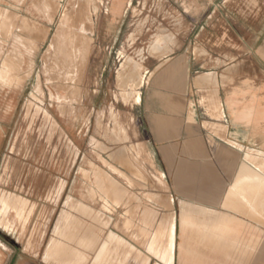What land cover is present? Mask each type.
Masks as SVG:
<instances>
[{
  "label": "rangeland",
  "instance_id": "rangeland-1",
  "mask_svg": "<svg viewBox=\"0 0 264 264\" xmlns=\"http://www.w3.org/2000/svg\"><path fill=\"white\" fill-rule=\"evenodd\" d=\"M82 1L0 0V72L11 76L0 82V254H46L56 239L55 264H166L173 228L164 224L148 254H89L113 230L115 164L152 166L136 105L143 65L204 43L217 56L231 50L260 80L264 0ZM62 27L68 36L56 34Z\"/></svg>",
  "mask_w": 264,
  "mask_h": 264
},
{
  "label": "crops",
  "instance_id": "crops-1",
  "mask_svg": "<svg viewBox=\"0 0 264 264\" xmlns=\"http://www.w3.org/2000/svg\"><path fill=\"white\" fill-rule=\"evenodd\" d=\"M257 53L264 55V41ZM143 66L136 105L152 166L115 164L113 230L91 262L148 254V238L164 224L175 233L176 264H264V76L204 43H179ZM50 256L0 254V264H55Z\"/></svg>",
  "mask_w": 264,
  "mask_h": 264
},
{
  "label": "bare ground",
  "instance_id": "bare-ground-1",
  "mask_svg": "<svg viewBox=\"0 0 264 264\" xmlns=\"http://www.w3.org/2000/svg\"><path fill=\"white\" fill-rule=\"evenodd\" d=\"M20 1H22V0H20ZM95 1V0H94ZM83 2H85V0L84 1H82V4H85V3H83ZM99 2V1H98ZM98 2H97V4H98ZM18 3V2H17ZM21 3V2H20ZM64 3V2H63ZM69 3V2H68ZM77 3V2H76ZM79 4H81L80 2H78ZM92 3V2H91ZM96 3V2H95ZM70 4V3H69ZM68 4V5H69ZM97 4H95V5H97ZM58 5V4H57ZM57 5H56V7H57ZM86 5V4H85ZM94 5V6H95ZM99 5V4H98ZM79 6V5H78ZM84 6V5H83ZM99 6H101V5H99ZM16 7H18V6H16ZM65 7V6H64ZM73 7V6H72ZM82 7V6H81ZM81 7L79 6V8L81 9ZM86 8H88V7H86ZM97 8V7H96ZM100 8V7H99ZM98 8V9H99ZM68 9L71 11V9L69 8V6H68ZM80 9H78L77 8V10H80ZM76 10V9H75ZM82 10V9H81ZM80 10V11H81ZM84 10V9H83ZM82 10V11H83ZM90 10V9H89ZM63 11V10H62ZM88 11V10H87ZM99 11V10H98ZM73 12H74V10H73ZM86 12V11H85ZM92 12V11H91ZM91 12H90V14H91ZM93 12H95V10L93 11ZM71 13V12H70ZM76 13V12H75ZM81 13V12H80ZM83 13V12H82ZM88 13V12H87ZM13 14V13H12ZM90 14H88V15H90ZM97 14V13H96ZM70 15V14H69ZM73 15V14H72ZM77 15V14H76ZM63 16V15H62ZM78 16V15H77ZM75 17V18H77L78 20H79V18L78 17ZM80 16H82V15H80ZM96 17V16H95ZM82 18H84V16L82 17ZM30 19V18H29ZM65 19V18H64ZM76 19V20H77ZM85 19V18H84ZM83 19V20H84ZM28 20V19H27ZM33 20V19H32ZM74 20V18L72 19V21ZM77 20V21H78ZM81 20V19H80ZM67 21H68V19H67ZM76 22V21H75ZM74 22V23H75ZM25 23H26V21H25ZM33 23V22H32ZM27 24H28V22H27ZM29 24H30V21H29ZM72 26H73V23L71 24ZM76 26V25H75ZM2 28V27H1ZM81 31V30H80ZM28 32V30L26 31V33ZM30 33H31V31H30ZM11 34V33H10ZM29 34V33H28ZM44 34V33H43ZM56 34L59 36V34L61 35V34H64V35H66V36H68V33L65 31V29H63V27H62V31H57L56 32ZM12 35V34H11ZM14 35V34H13ZM12 35V36H13ZM65 36V37H66ZM15 37V36H14ZM9 38V37H8ZM32 38H33V36H32ZM75 38V37H74ZM78 38V37H77ZM14 39H16V38H14ZM76 39V38H75ZM82 39V38H81ZM8 40V39H7ZM17 40H19L18 39V37H17ZM59 41V40H58ZM76 41V40H75ZM79 41V40H78ZM81 41V40H80ZM53 42V41H52ZM77 42V41H76ZM83 42V41H82ZM2 43V42H1ZM4 43V42H3ZM59 43H60V41H59ZM67 43V42H66ZM5 44V43H4ZM76 44V43H75ZM82 44V43H81ZM80 44V45H81ZM84 44V43H83ZM68 45V44H67ZM85 45V44H84ZM1 46V45H0ZM52 46V45H51ZM69 46V45H68ZM68 46H66V49H67V47ZM78 46V45H77ZM60 47V46H59ZM72 47V46H71ZM74 47V46H73ZM72 47V48H73ZM75 47H76V45H75ZM79 47V46H78ZM61 48H62V46H61ZM77 48V47H76ZM85 48V47H84ZM1 50V49H0ZM64 50V49H63ZM62 49L61 50H59V53L60 54H62L60 51H63ZM68 50V49H67ZM73 50H78V52H79V48L78 49H73ZM85 50V49H84ZM51 51H53V50H51ZM66 51V50H65ZM72 50H70V52H71ZM69 52V51H68ZM69 52V53H70ZM85 52V51H84ZM83 52V53H84ZM54 53V52H53ZM78 54V53H77ZM54 55H55V53H54ZM82 55V54H81ZM79 56H80V54H79ZM82 56H84V54L82 55ZM21 57V56H20ZM58 57V56H57ZM56 57V58H57ZM60 57V56H59ZM62 57V56H61ZM55 59V58H54ZM56 60V59H55ZM58 60V59H57ZM74 61V60H73ZM77 61V60H76ZM58 62H60V61H58ZM69 61H67L66 63H68ZM52 63V62H51ZM55 63V62H54ZM65 63V64H66ZM74 62H72V64H73ZM62 64V63H61ZM69 65H71V62H70V64ZM69 65L67 66V67H69ZM74 65V64H73ZM72 65V66H73ZM77 65H78V63H77ZM71 66V67H72ZM76 66V65H75ZM75 66H73V67H75ZM52 67V66H51ZM56 67V66H55ZM60 68V67H59ZM46 70V69H45ZM60 70V69H59ZM65 70L66 69H64L63 71L65 72ZM53 71V70H52ZM63 73V72H62ZM66 73V72H65ZM65 73H63V74H65ZM57 74V73H56ZM61 76V75H60ZM11 76H10V74H8L6 71H4V72H0V82H5V83H8L7 81H9V78H10ZM47 77V76H46ZM58 77V76H57ZM50 78H51V76H50ZM55 79V78H54ZM50 79H49V77H48V81H49ZM50 82V81H49ZM4 84V83H3ZM7 85V84H6ZM5 86V85H4ZM14 86V85H13ZM262 107V106H261ZM262 109V108H261ZM11 194V193H10ZM9 194V195H10ZM2 195V194H1ZM6 195V194H5ZM13 195V194H12ZM6 197H7V195H6ZM13 197V196H12ZM20 197V196H19ZM15 198H16V196H15ZM9 199V198H8ZM8 199H7V201H8ZM23 199V198H22ZM17 200V199H16ZM16 200H15V202H16ZM14 201V200H13ZM22 201V200H21ZM25 201V200H24ZM15 202H14V204H15ZM6 203V202H5ZM10 203V202H9ZM18 203V202H17ZM23 203V202H22ZM27 203H28V201H27ZM21 204V203H20ZM10 206H12L11 204H10ZM14 207V206H13ZM14 209H16V208H14ZM19 210V209H18ZM3 225V224H2ZM2 227V226H1ZM5 227V226H4ZM6 230V229H5ZM172 234H173V236L171 237V241H170V244H169V246H166V245H163V251H164V253L163 254H161V258L163 257V259H165L164 261H166V264H174V259H175V244H174V237H175V233L174 232H172ZM82 240V239H81ZM82 242V241H81ZM173 242V243H172ZM57 244H58V242L57 241H54V242H52L49 246H48V248H47V250H46V254H45V257L47 258L48 257V255L49 254H51L52 253V251L56 248V246H57ZM153 244H155V243H153ZM94 246V245H93ZM154 246V245H153ZM152 246V247H153ZM159 246V245H158ZM159 248H161V247H159ZM83 249V248H82ZM160 250V249H159ZM158 250V251H159ZM155 253V252H154Z\"/></svg>",
  "mask_w": 264,
  "mask_h": 264
}]
</instances>
